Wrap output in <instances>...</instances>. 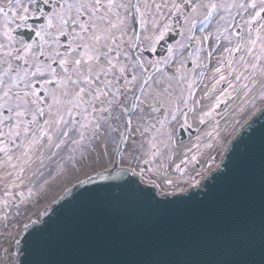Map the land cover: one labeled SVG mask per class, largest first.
Segmentation results:
<instances>
[{
  "label": "snow or ice",
  "instance_id": "6c2138e0",
  "mask_svg": "<svg viewBox=\"0 0 264 264\" xmlns=\"http://www.w3.org/2000/svg\"><path fill=\"white\" fill-rule=\"evenodd\" d=\"M185 5L191 7V13H185ZM233 8L239 10L242 19L245 12L251 10V14L241 24L232 16ZM262 14L264 0H248L247 4L236 3V0L231 3L183 0V4L176 0H6L0 4V153L10 167L16 168L9 145L23 149L21 156L26 157L45 139L49 145L54 138L58 139L55 148L59 149L70 134L75 133L78 138L72 139V144L80 146L85 140L98 139L105 128L109 136L119 128L124 129L119 131V149L129 138L126 133L133 132L135 119V131L142 137L147 136L139 144V150L146 157L143 163H151L163 156L162 149H169L173 144L166 126L177 120V114L181 113L179 105L193 111L188 102L194 97L196 81L187 76L184 59H178L175 74L168 75L159 66L161 61L146 64L142 53L146 49L156 51V45L172 27L171 17L178 16L184 22L181 37L184 38L186 31V39L195 40L197 45L195 52H189L187 57L192 60L193 70L204 67L200 57L202 45L214 35L217 44L223 38L229 45L223 50L226 55H221L215 74L221 73L227 59L229 75L234 73L237 82L243 79L255 87L257 75L264 80ZM217 15L215 32L203 34ZM30 20L37 23L33 25ZM221 22L225 25L223 30ZM198 23L201 36L196 37L193 33ZM230 24L236 30L229 32ZM21 29L34 34L30 42L17 35ZM177 45L176 49L172 46L167 49L165 65L178 57L186 46L182 41H177ZM237 53H240L238 62ZM211 55L210 51L209 58ZM234 62L243 71L233 67ZM148 65L154 73L148 72ZM224 80L221 74L216 84ZM239 87L247 89L245 97L252 91L248 83ZM229 88L235 91L237 85L229 82ZM224 94L230 95L226 90ZM204 98H208L207 94ZM259 98L264 100V88ZM221 103L222 97L217 96L212 109L204 112L199 122L204 124L205 118ZM162 109L163 118L157 115ZM181 114L187 126V112ZM113 121H119V127H114ZM206 135L212 138L213 132ZM207 147L211 148L212 144ZM136 149L133 139L132 150ZM191 159L195 162L197 157ZM187 163V160L181 161V164ZM211 163L214 160H210L209 166ZM174 170L181 173V178L185 176L180 164ZM148 171L157 170L149 168ZM143 173L141 167L140 175ZM16 178H20L19 172ZM192 182L198 183L194 178ZM165 183L171 186L173 182ZM19 195L23 200V193ZM0 203L7 205V201ZM24 227L27 229L28 225ZM41 230H35L25 241L26 256ZM20 264H28V261L22 260Z\"/></svg>",
  "mask_w": 264,
  "mask_h": 264
},
{
  "label": "water",
  "instance_id": "95a60500",
  "mask_svg": "<svg viewBox=\"0 0 264 264\" xmlns=\"http://www.w3.org/2000/svg\"><path fill=\"white\" fill-rule=\"evenodd\" d=\"M121 146L113 168L67 189L23 227L16 264H264V108L182 194L158 197L118 168Z\"/></svg>",
  "mask_w": 264,
  "mask_h": 264
},
{
  "label": "rangeland",
  "instance_id": "374dc122",
  "mask_svg": "<svg viewBox=\"0 0 264 264\" xmlns=\"http://www.w3.org/2000/svg\"><path fill=\"white\" fill-rule=\"evenodd\" d=\"M151 2V0H149ZM160 2V0H157ZM180 3V0H176ZM233 14L239 13V10H233ZM167 16V12H165ZM223 24L221 30H223ZM257 26V25H255ZM215 27L210 29L209 33L215 32ZM234 29V28H233ZM151 31V28H149ZM231 32V29L229 30ZM208 33V34H209ZM247 29L244 28V35L246 36ZM196 37L201 36L198 31L195 34ZM209 41H212L211 46L207 48L206 45H202V49L205 45V52H200L201 62L204 67H197L193 70L192 60L188 57H174L171 63H174L172 71L169 75L175 74V69L178 66L177 60L184 59L185 71L190 79H195L196 83L193 86L194 97L189 99L188 107L192 108L193 111H188L184 108L183 104H180L181 113L187 112V127L195 131L194 136H187L184 142H179L176 137V130L179 127L185 126L184 117L181 113H178L176 121L171 122L166 126V132L170 133L171 140L173 142L169 149H162L163 156L156 157L152 163H143V153L139 150V144L141 140L146 139L147 136L142 137L135 131V119L133 123V132L127 133L129 137L127 139L128 145L124 152L120 156V163L122 165L130 166L136 173L140 174V169L143 167L144 173L142 178L146 182L152 181L157 187L160 193H175L187 189L192 185L193 178L198 183L207 174V172L214 167L217 163L219 156L226 145V143L232 138V136L240 129L242 124L264 103L261 100L260 94L262 88H264V80L257 75L255 77V87L249 81L243 79L239 82L235 79V74L229 75L228 73V61L225 59L224 67L220 74H215L214 70L219 67V60L221 55L224 53V48L228 47L226 41L221 38L217 44L215 36H211ZM226 46L224 47V43ZM191 52H195L197 47L196 42H192ZM219 44L221 46V54L219 57L209 58V52L213 53V49ZM224 47V48H223ZM240 53L236 54V61L239 60ZM187 58V59H185ZM145 63L148 61L144 58ZM216 61V62H215ZM162 64L163 61H162ZM187 64L190 67H187ZM165 66L162 65L161 69ZM233 67L243 71L242 67L234 62ZM152 69L151 65H148V72ZM251 70L249 69V72ZM203 72V76H201ZM224 75L225 80L216 84L219 79V75ZM229 82L237 85L235 91L229 88ZM248 83L249 88L252 89L251 93L245 97L244 92L247 89L240 88V84ZM213 84H216L215 91H212ZM185 84V88H186ZM225 90L230 95H225ZM178 94V93H177ZM187 93H185L186 95ZM207 94L208 98L205 99ZM221 96L223 103L219 107L215 108L210 117L205 118V123L199 122L201 115L212 109V106L216 103V97ZM130 99V98H129ZM199 103H196V102ZM176 107V105H174ZM243 109V111H241ZM7 115V113H5ZM163 118V109L160 113H157ZM170 118V114H169ZM119 121H113L114 127H119ZM124 130L119 128L118 131L113 132L111 136L107 134L106 128L102 131L98 139L91 141L85 140L83 145L77 146L72 144V139L78 138L75 133L70 134L67 141L59 148H52L48 144L47 139L43 140L40 144L36 145L28 156H21L23 149L16 148L14 145H9L13 149V163L17 165L16 168H12L7 164L6 157L3 153H0V202L7 201V205L0 203V237L2 231L6 230L7 235H13L16 227L20 222L26 219L24 215L35 205L39 206L45 204L50 198L54 191H57L60 184L64 179L74 176L79 170L85 167L86 164L92 163L95 166L99 164L108 163L109 159L113 157L117 142L119 140V131ZM7 131V126H5ZM212 131L213 137L210 138L206 133ZM136 141L137 149L132 150V141ZM58 142V139L53 142ZM19 143V139L17 140ZM212 144L211 148L207 145ZM147 145H145V148ZM55 153V154H53ZM170 155V159H169ZM20 156L17 160L16 157ZM192 156H196L197 160L192 161ZM101 157V158H100ZM187 160V164H181V161ZM210 160H214V163L210 164ZM181 165V168L185 172V176L181 178V173L175 171V166ZM163 165V167H161ZM21 168L23 171H21ZM149 168H154L156 172L148 171ZM20 173V178H16V173ZM171 180L173 183L171 186L167 185L165 181ZM50 191V192H49ZM49 192V193H48ZM20 193H23V200H21ZM49 194V195H48ZM46 195H48L46 197ZM50 196V198H49ZM3 240L0 239V264L4 261V252L2 250Z\"/></svg>",
  "mask_w": 264,
  "mask_h": 264
},
{
  "label": "bare ground",
  "instance_id": "6f19581e",
  "mask_svg": "<svg viewBox=\"0 0 264 264\" xmlns=\"http://www.w3.org/2000/svg\"><path fill=\"white\" fill-rule=\"evenodd\" d=\"M224 43V42H223ZM208 44V47H210L211 46V42H208L207 43ZM221 46H223V44H219V46L217 45L216 47H215V50L213 51V53H212V58H214L215 59V57H219L220 56V52H221ZM226 46V44L224 43V47ZM223 47V48H224ZM220 53V54H219ZM215 73V72H214ZM56 142L54 141V142H52V144L50 145V146H52V145H54ZM101 158V157H100ZM109 166L107 165H104V164H99L98 166H95V165H93L92 163H88V164H86L85 165V167H83L81 170H79L74 176V178H73V176L70 178V179H67L66 180V184H69V185H71L72 183H75V182H77V181H79L80 179H84V178H87V177H89V176H91V175H93L94 173H96V172H98V171H102V170H105L106 168H108ZM131 169V168H130ZM68 185V186H69ZM60 187V186H59ZM62 191H61V189L60 188H58V190L57 191H54V193L53 194H51V195H53L54 197L52 198V200H50V201H48V203H47V205H45V206H43V208L44 207H48V205L50 204V203H52L56 198H57V196L61 193ZM46 197H47V195H46ZM49 198H50V196H49ZM41 209V208H40ZM38 212V211H37ZM34 214H31L30 216H32V215H35V212H33Z\"/></svg>",
  "mask_w": 264,
  "mask_h": 264
},
{
  "label": "flooded vegetation",
  "instance_id": "af4514ba",
  "mask_svg": "<svg viewBox=\"0 0 264 264\" xmlns=\"http://www.w3.org/2000/svg\"><path fill=\"white\" fill-rule=\"evenodd\" d=\"M220 1V0H219ZM227 2L228 3H231L232 2V0H227ZM4 3H6V0H0V4H4ZM234 9V8H233ZM46 11H48V10H50V9H45ZM184 11H185V13H191V7L190 6H188V5H186L185 7H184ZM171 20H172V32L173 33H175L176 31H178V36H179V38H180V32H181V30L184 28V22H183V20H181L178 16H174V17H171ZM29 23H31V24H33V25H35V23H37V21H35V20H30L29 21ZM136 31L137 32H139L140 31V29H139V27L138 26H136ZM185 33H187L186 31H185Z\"/></svg>",
  "mask_w": 264,
  "mask_h": 264
}]
</instances>
